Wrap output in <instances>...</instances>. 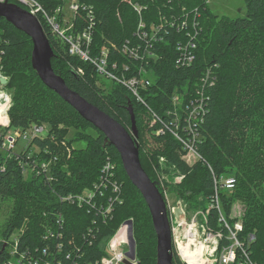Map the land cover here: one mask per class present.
I'll use <instances>...</instances> for the list:
<instances>
[{
    "label": "trees",
    "instance_id": "obj_1",
    "mask_svg": "<svg viewBox=\"0 0 264 264\" xmlns=\"http://www.w3.org/2000/svg\"><path fill=\"white\" fill-rule=\"evenodd\" d=\"M38 1L54 15L67 0ZM131 1L143 8L141 14L126 0H80L93 10L95 17L89 56L100 58L107 48L111 70L117 63L113 71L121 75L124 64L131 66V72H124L127 77L146 67L151 85L141 91L145 104L122 85L100 76L94 63L71 56L68 46L40 18L55 53L54 71L71 90L128 131L132 127L128 108L132 107L143 169L156 183L160 173L171 180L177 174L185 176L181 184L171 183L167 187L170 194L187 205V214L209 209L215 194V176L234 177L235 188L220 192L223 216L231 227L242 221L239 240L253 263L264 264V0H246V15L237 18L214 14L207 0ZM172 16L176 23L186 21L187 31L172 27ZM58 18L61 21L62 14ZM141 20L144 31L159 30L156 42L136 35L140 33ZM195 20L199 21L198 29L193 27ZM88 21L85 14L79 15L74 33ZM188 42L195 45L194 60L189 66H180L179 48L186 47ZM127 43L139 44V61L122 53ZM147 48L158 55L155 62L146 59ZM32 51L30 37L0 20V71L8 78L5 87L12 97L10 129L49 127L47 136L34 139L29 150L34 148L35 158L53 161L54 177L47 182L43 176L27 174L15 157L0 153V205L7 199L14 202L0 240V264L7 261L14 236L19 240L20 251L27 255L37 254L44 259L42 252L48 249L50 264H70L66 260L69 253L79 264H97L106 255L104 240H109L130 220L137 263L157 264V235L149 207L128 179L117 149L109 146L102 132L42 82L32 67ZM79 69L83 74L78 73ZM199 91L206 98L207 108L198 126V156L194 157L184 152L183 144L171 133V124L186 118L188 105ZM176 96L178 103L174 101ZM71 129L76 130L72 138ZM160 130L165 133L157 135ZM76 143L85 146L77 147ZM161 158L166 162L161 163ZM107 162L115 167L121 195L109 218L102 219L98 207H78L62 201L93 189ZM106 194L113 196L110 188ZM237 203L244 206L238 218L232 216ZM219 219L220 213L214 208L206 221L214 232L223 231L221 250L230 241L229 231ZM60 220L62 225L58 224ZM204 221L200 217V222ZM21 228L25 234L17 233ZM58 245H62L59 255ZM173 253L174 264H185L174 245Z\"/></svg>",
    "mask_w": 264,
    "mask_h": 264
},
{
    "label": "built area",
    "instance_id": "obj_2",
    "mask_svg": "<svg viewBox=\"0 0 264 264\" xmlns=\"http://www.w3.org/2000/svg\"><path fill=\"white\" fill-rule=\"evenodd\" d=\"M68 1H70L68 3ZM129 4H131L134 9L141 14L143 8L137 4H133L131 0H126ZM0 2H8L12 4H16L25 10H27L30 14L36 16L39 20L40 18L46 22L52 33L58 36L67 46L68 52L71 56H78L84 61L92 62L97 67V72L100 76L104 77L108 81H113L117 84L122 85L127 90H129L132 95L136 98V100L140 103L145 104L144 98L141 94L142 90H146L151 85V78L149 72L145 69L146 67H140L139 74L127 77L124 72H131L130 65H123V72L121 75H118L113 70L117 68V63L113 64V70L109 67V51L105 48L102 51L100 58H91L89 56L88 48H90L93 41V28H94V12L93 10L86 7L84 4L80 2V0H67L69 13L65 12L64 6H59L55 10L54 15H50L43 5L38 0H0ZM209 3V1L207 0ZM62 14V20L59 21L58 15ZM85 14L86 18L89 20L88 24L85 25L81 30L74 33L75 21L79 17V15L83 16ZM173 23L172 27H177L178 31H187L188 23L182 22L176 23L175 17L172 16ZM168 23V20L165 21ZM193 27L198 29L199 21L195 20L193 22ZM145 25L140 21L139 31L136 35L138 37L144 38L148 40V42H156L157 41V32L148 33L144 31ZM195 45L192 42H188L186 47L179 48L181 52V57L178 59V64L180 66L190 65L194 60ZM122 53L124 55L129 56L131 60L139 61L141 59V52L139 44L137 46H131L129 43L124 45L122 49ZM145 57L147 60H151L155 62L158 59V55L151 49H145ZM79 74H83V70H78ZM0 77H4L2 72L0 71ZM6 78V77H5ZM5 85L0 82V153L7 154L9 157H15L19 163L24 168V171L28 174H36L37 176H43L45 181L51 182L54 180V177L51 175L52 164L53 161H45L39 158H35L33 156V149L25 148L21 152H17V144L22 139L31 138L30 143L36 139L41 138L44 139L49 133V128L47 125H33L28 130H14L8 131L5 126H9L8 123H5L11 104L12 98L4 89ZM175 103L179 102V97L176 96L174 98ZM3 108V109H2ZM206 98L203 95L202 91L197 93L196 99L191 101L190 105L187 108V115L183 121H179L176 119L172 122L171 126L174 128L171 132L173 136L179 140L183 144L184 152L187 151L188 154L196 157L198 156V152L196 151V144L199 140V132L198 126L204 119V114L206 111ZM32 131L31 137L29 133ZM181 131V132H180ZM158 134H164L165 131L160 130L156 131ZM181 133V134H180ZM161 163H165L166 161L161 158ZM115 167L111 162H107L103 168V173L100 177V180L97 184H95L94 188L91 190H86L81 194H77L75 196H68L67 198H63L62 201H68L72 205H76L78 207L83 206H92L93 208L98 207L102 219L106 220L109 218L114 210V204L116 202H120V186L116 180L115 176ZM184 175L177 174L174 176V179L168 177L165 173H160L158 178V185L160 188L162 195L168 205L169 201V185L171 183L181 184L184 180ZM215 180V194L212 198V203L209 209L204 212H197L192 216L190 220H187V207L183 204L182 201H179L177 206L181 207L184 212V217L181 221H176L173 210L174 208L169 210V217L173 220V225H177V227L187 226L191 231L184 235L181 241H177L173 237V245L175 246L176 252L179 257L185 264H191L192 258H188L183 253V247L189 248V252H195L194 257L197 258V248L200 247L202 250V254L200 257L207 264L204 253L208 254V257L212 259V264H255L250 258V253L245 248V245L239 240L238 234L243 231L242 221L238 220L232 227L226 222L220 202V192L221 191H232L235 188L236 181L234 177H214ZM168 186V187H167ZM110 188L112 190L113 196H109L106 194V190ZM97 205V206H96ZM176 206V207H177ZM216 208L220 213V222L223 223L224 227L229 231V236L227 239L230 241L228 246H223L220 250V242L225 238L223 231L214 232L208 227L207 217L210 214L211 210ZM200 217L204 219V222H200ZM171 220V221H172ZM188 221L191 222V226L188 225ZM200 222V223H199ZM127 222L123 223L119 230L115 233L114 236L110 238L108 241L106 248L104 249L106 255H104L101 259L97 260V264H124V261L128 258L126 253L118 252V248L115 246L119 242L117 241L119 237V233L125 231V239L129 243V227L126 225ZM59 225L63 224V221L58 222ZM172 225L173 236H175L174 226ZM51 234V233H50ZM53 234H51L52 236ZM58 235V234H57ZM205 236V239L202 240V237ZM53 237V236H52ZM124 239V240H125ZM254 239V236L250 237V241ZM209 240L212 243H209ZM13 246L10 248V255L5 262V264H50V260L48 259L49 250H43L44 259H40L38 255H27L24 252H21L19 249V240L14 236L12 237ZM117 242V243H116ZM124 242V241H122ZM187 242V243H186ZM57 255L62 252V245H58L56 247ZM187 252V253H189ZM185 253V254H187ZM199 257V258H200ZM191 259V260H190ZM66 260L70 261V264H79L77 258H72V255L69 253L66 255ZM209 260V259H208ZM58 264H63L62 261H58ZM133 264H138L137 261H133Z\"/></svg>",
    "mask_w": 264,
    "mask_h": 264
},
{
    "label": "water",
    "instance_id": "obj_3",
    "mask_svg": "<svg viewBox=\"0 0 264 264\" xmlns=\"http://www.w3.org/2000/svg\"><path fill=\"white\" fill-rule=\"evenodd\" d=\"M0 20H5L32 39V67L42 82L73 107L83 119L102 132L109 146L117 149L128 179L140 191L149 207L157 235V264H174L173 230L168 205L158 183L153 182L142 167L140 150L136 143L138 130L132 107L128 108L132 121L131 131H128L114 118L71 90L65 80L54 71L52 59L55 53L36 16L16 4L0 2ZM0 82L3 85L8 84L5 77H0ZM173 214L176 221H181L184 217L179 206L174 208ZM126 225L129 227L130 252L124 264H133L136 260L133 221H127Z\"/></svg>",
    "mask_w": 264,
    "mask_h": 264
},
{
    "label": "rangeland",
    "instance_id": "obj_4",
    "mask_svg": "<svg viewBox=\"0 0 264 264\" xmlns=\"http://www.w3.org/2000/svg\"><path fill=\"white\" fill-rule=\"evenodd\" d=\"M208 1H209V7H210L211 11L214 14L220 16V17L227 16V17H230V18H237V17H244L246 15V0H208ZM69 2L70 1H68V3ZM68 3L66 4L64 10H65V12H67L68 14H70L69 13ZM40 23H41V21H40ZM6 79L8 80L7 77H6ZM106 83H107L108 86L110 85V82L106 81ZM4 89L7 90L6 87H4ZM7 92H9V91L7 90ZM9 94L11 96V92H9ZM5 123H8L9 124V126L8 127L5 126V128L8 131H11L9 117H7ZM12 131H14V130H12ZM75 131L76 130L71 129V132L69 133V135H70L69 137L72 138L74 136ZM31 135H32V131L29 133V136L30 137H31ZM30 140H31V138L24 139V140L21 139L19 141V143L17 144L16 151L17 152H21L25 148L29 149ZM75 146H77V147H84L85 145L83 143H76ZM33 150H34V148H33ZM13 203L14 202H13L12 199H7V200H5L0 205V240H1L2 232H3V230H4L5 226H6V223H7V221L9 220V218H10V216L12 214ZM178 203H179V201L177 200V198L175 197V195L173 193H171L170 196H169V201H168L169 210L172 209V208H174V207H176ZM185 206L187 207V205H185ZM243 210H244V206L241 203L235 204L234 207H233V210H232V216L238 218V216H240L243 213ZM196 213H189V214H187V220H190L192 218V216L195 215ZM171 220L172 219L170 218V222L173 225V223H172L173 220L172 221ZM191 224L192 223L188 221V225L191 226ZM173 226H174V230H175L174 231L175 232V236H173V237L177 241H181L183 239L184 235L189 232L188 230L189 229H192V228H189L187 226H185V227L184 226L177 227V225H173ZM17 233L18 234H21V235L22 234H25V229L24 228H21L20 230L17 231ZM124 233H125V231L119 233V237L117 239V241L119 243L117 245H115V246L118 248V250H117L118 252L126 253L128 255V253L130 252V247H129V243L125 239V234ZM204 239H205V236L202 237V240H204ZM107 240L108 239H105L104 240V242L102 243V247L104 246V248H106V245H107V243H108V241L110 239L108 241ZM122 241H124V242H122ZM209 243H212V241L209 240ZM204 258H205L207 264H212V259L208 257V254L206 252L204 253Z\"/></svg>",
    "mask_w": 264,
    "mask_h": 264
},
{
    "label": "bare ground",
    "instance_id": "obj_5",
    "mask_svg": "<svg viewBox=\"0 0 264 264\" xmlns=\"http://www.w3.org/2000/svg\"><path fill=\"white\" fill-rule=\"evenodd\" d=\"M3 109V108H2ZM188 231H190V230H188ZM125 234V233H124ZM177 238V237H176ZM183 249V253H184V255L186 256V257H188V258H192V260L190 261L191 262V264H205V261L202 259V257H200L201 256V254H202V250H201V248L200 247H198L197 248V258H195L194 257V255H195V252H192V253H190L189 252V248L188 247H186V248H182ZM187 252H189V253H187ZM185 253H187V254H185ZM200 257V258H199Z\"/></svg>",
    "mask_w": 264,
    "mask_h": 264
}]
</instances>
